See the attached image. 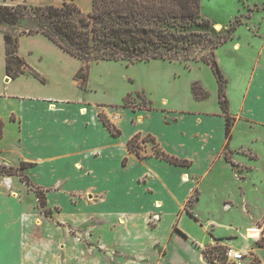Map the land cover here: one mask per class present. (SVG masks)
Masks as SVG:
<instances>
[{
	"label": "crops",
	"instance_id": "0c3cea01",
	"mask_svg": "<svg viewBox=\"0 0 264 264\" xmlns=\"http://www.w3.org/2000/svg\"><path fill=\"white\" fill-rule=\"evenodd\" d=\"M64 1L0 3L61 6ZM74 1L84 13L92 11L93 0ZM4 31L19 29L0 27V164L31 163L23 172L46 196L42 208L30 185L11 176L4 177L5 183L0 180L36 197L15 219L13 264H213L203 250L214 241L250 250L264 264V246L255 235L264 212L252 210L255 198L264 197V41L254 47L248 39L231 36L216 48L227 78L232 118L228 143L214 72L213 88L196 76L209 92L203 99L194 95L196 81L183 89L177 84L188 69L211 68L204 60L189 66L180 60L145 61L161 68L151 74L155 79L171 77L176 83L150 98L152 106L131 107L124 104L126 95L145 91H129L116 104L99 100L91 69L100 61L84 69L86 80L76 78L87 63L41 33L21 34L18 55L45 81L29 71L9 76ZM30 42L34 47L25 52ZM219 47L225 48L222 56ZM102 115L121 132L114 134ZM148 134L166 153L187 162L156 155L142 140ZM136 135L148 150L143 154L140 146L143 156L129 149ZM12 196L22 199L15 191ZM81 207L87 213L80 221L66 214ZM83 216L84 223H93L85 231ZM206 216L223 218V227L207 231L202 222Z\"/></svg>",
	"mask_w": 264,
	"mask_h": 264
},
{
	"label": "trees",
	"instance_id": "16d2710c",
	"mask_svg": "<svg viewBox=\"0 0 264 264\" xmlns=\"http://www.w3.org/2000/svg\"><path fill=\"white\" fill-rule=\"evenodd\" d=\"M201 12V0H93L92 11L89 13H84L74 0H65L61 6L0 3V27L19 29V33L4 31L6 72L11 77H17L29 71L41 81H45L43 76L30 68L18 55L19 36L23 33H41L70 55L87 63L75 74L76 78L83 80L87 79L84 69H88L92 61H124L131 64L161 58L180 60L189 66L190 61L204 60L211 66L218 81L219 102L226 114V137L229 143L232 137V118L229 115V99L226 94L227 78L219 66L215 51L222 42L231 37L232 31L239 23L230 24L225 35H221L210 45H205L211 37L200 30H207L215 24L202 16ZM190 36L200 38L199 41L204 43L201 48L209 46V53L197 56L200 50L195 49L193 56L187 53L180 54L179 50L189 51L193 48ZM193 92L197 99L209 96V92L198 81L193 84ZM102 117L114 134L121 132L105 116ZM2 129L3 120L0 119V137ZM139 139V135H136L128 145L131 151L143 156L139 150ZM142 140L155 142L150 134L144 136ZM155 154L171 162H187L171 156L160 147L155 148ZM226 158L230 160L228 150ZM29 165L31 163L22 162L19 168L24 170ZM12 169L10 166L7 173L16 174ZM20 177L27 185H32L31 179L24 172L20 173ZM36 195L40 206L45 208L44 192L36 190ZM44 212L48 214L49 211L45 209ZM257 244L264 246V237H259ZM225 250L226 246L216 244L204 248L203 251L205 256L213 261L215 258H224ZM250 264L263 263L254 254Z\"/></svg>",
	"mask_w": 264,
	"mask_h": 264
},
{
	"label": "rangeland",
	"instance_id": "374dc122",
	"mask_svg": "<svg viewBox=\"0 0 264 264\" xmlns=\"http://www.w3.org/2000/svg\"><path fill=\"white\" fill-rule=\"evenodd\" d=\"M201 2L202 16L209 18L212 23L219 21L224 27L228 26L227 28L221 27L220 29H216L213 25L210 28H207V30H200L208 34L209 37H211V40H207L205 42V45H210L212 41H217L221 35H225L228 32L227 30L230 24H236V22L239 24L236 27L237 29L235 28L236 30L232 31L231 36H233L234 38L239 37L245 40L248 39L252 42L254 47H259L263 44L264 0H201ZM208 36L207 38L209 39ZM189 39H191L190 41H192L193 48H191V50L189 51L179 50L180 54L187 53L188 55L193 56V51L195 49L200 50V52H197V56H200L202 53H209V46L201 48L204 43L199 41L200 38H197L196 36H190ZM27 41L30 40L28 39ZM2 42L3 40L0 36V47ZM26 44L27 48H24L25 52L30 47H34V44L32 42ZM219 52L220 56H222L223 54H225V48L219 47L217 49V53ZM190 62L192 63V61ZM159 69L161 68L156 67L155 64H148L145 63V61H138L133 64H126V62L124 61H100L98 63L94 62L91 69L93 77L92 85L94 96L97 97L99 100H104L108 103L116 104L121 101V99L127 92L143 90L145 91V94L143 92H135L126 95V97L124 98V104L131 107H150L152 106L149 100L150 98L153 99L158 96L162 88L170 89L171 86L176 83V80H172L171 83V77L165 79L164 81H162V79H155L151 74ZM172 71L173 70H171V74ZM185 72L186 73L181 78L177 79V84L180 86L181 89L186 88L187 83H192L199 80V77L196 76L202 77L210 88L214 87L215 75L213 74L211 68H207L206 72H202V70L196 68L191 71L190 69H188ZM43 77L45 78V76ZM67 85L70 86V83H68ZM83 85H86V83H83ZM147 142L148 143L146 144L153 147L154 151L155 148L158 147L156 145V142H153L151 140ZM140 146L142 147L141 152L143 154H146L148 150L144 148L141 143ZM9 167L10 166L0 164V180L4 182V177L11 176L24 182L20 177V173L23 174V170L19 168L20 165L17 167L12 166V170H14L16 174H8L7 170L9 169ZM3 182H0V244H2L3 248L2 253H0V261H2L3 264H13L11 261H13V259L17 255L15 252L14 242L16 240L15 238L17 235L18 228L15 226V219L17 218V215L20 214L24 209L31 208L32 204L35 202L36 197L28 195L27 192H23V190L20 191V187L18 186L10 188L11 186H7V184H4L5 182ZM30 187L35 190V192L36 190L42 191L39 187ZM14 191L17 192V194L19 193V195L22 194L21 200H19L18 197L15 198L12 196L14 194ZM190 204L191 203L188 202V205ZM38 206L40 205L38 204ZM252 210L257 213L264 212V197L259 196L258 198H255ZM95 212L96 211L94 208V213ZM86 213L87 211L84 207H81L80 211L75 212L73 210H70L66 212L69 217L73 218L76 221H80V215ZM84 216L82 218V224L86 222ZM204 218L205 219L202 220V222L207 227V231L209 230L214 232L213 229L215 227H223L222 224L224 220L221 217L216 219H208V217L206 216ZM8 223H10V227L6 229V225ZM90 226H93V223H84V226H82V230L85 231ZM255 235L259 237H264V218L260 220L258 228H256ZM248 236L252 237L250 235ZM216 244L217 242L214 241L213 244H210L207 247ZM245 256L246 259L244 260V264H247L248 259L251 260V258H253L254 256V253L249 250L248 252H246Z\"/></svg>",
	"mask_w": 264,
	"mask_h": 264
},
{
	"label": "built area",
	"instance_id": "2783aa9c",
	"mask_svg": "<svg viewBox=\"0 0 264 264\" xmlns=\"http://www.w3.org/2000/svg\"><path fill=\"white\" fill-rule=\"evenodd\" d=\"M246 251L226 246L224 258H215L213 264H243L246 258Z\"/></svg>",
	"mask_w": 264,
	"mask_h": 264
},
{
	"label": "bare ground",
	"instance_id": "6f19581e",
	"mask_svg": "<svg viewBox=\"0 0 264 264\" xmlns=\"http://www.w3.org/2000/svg\"><path fill=\"white\" fill-rule=\"evenodd\" d=\"M214 26H215L216 29H220V28H221V25H220L219 23H215ZM160 204H161V203H160ZM158 206H159V205H158Z\"/></svg>",
	"mask_w": 264,
	"mask_h": 264
},
{
	"label": "snow or ice",
	"instance_id": "6c2138e0",
	"mask_svg": "<svg viewBox=\"0 0 264 264\" xmlns=\"http://www.w3.org/2000/svg\"><path fill=\"white\" fill-rule=\"evenodd\" d=\"M2 251H3L2 244H0V253H2ZM0 264H3V262L0 261Z\"/></svg>",
	"mask_w": 264,
	"mask_h": 264
}]
</instances>
